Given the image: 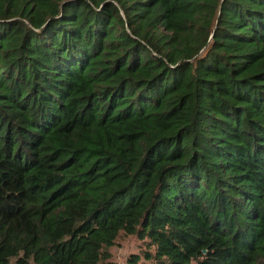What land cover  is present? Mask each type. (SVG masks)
Masks as SVG:
<instances>
[{
	"label": "trees",
	"instance_id": "trees-1",
	"mask_svg": "<svg viewBox=\"0 0 264 264\" xmlns=\"http://www.w3.org/2000/svg\"><path fill=\"white\" fill-rule=\"evenodd\" d=\"M121 232L264 264V0H0V264Z\"/></svg>",
	"mask_w": 264,
	"mask_h": 264
},
{
	"label": "rangeland",
	"instance_id": "rangeland-1",
	"mask_svg": "<svg viewBox=\"0 0 264 264\" xmlns=\"http://www.w3.org/2000/svg\"><path fill=\"white\" fill-rule=\"evenodd\" d=\"M146 244L134 234L120 233L108 247L109 257L104 264H147L149 260L143 256ZM152 251V246H149ZM131 255L138 258L132 262Z\"/></svg>",
	"mask_w": 264,
	"mask_h": 264
}]
</instances>
